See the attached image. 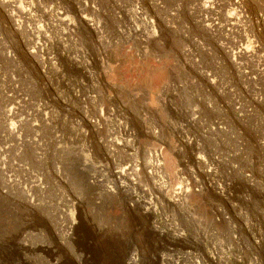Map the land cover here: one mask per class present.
<instances>
[{"label":"rangeland","instance_id":"1","mask_svg":"<svg viewBox=\"0 0 264 264\" xmlns=\"http://www.w3.org/2000/svg\"><path fill=\"white\" fill-rule=\"evenodd\" d=\"M130 258L264 264V0H0V264Z\"/></svg>","mask_w":264,"mask_h":264},{"label":"bare ground","instance_id":"2","mask_svg":"<svg viewBox=\"0 0 264 264\" xmlns=\"http://www.w3.org/2000/svg\"><path fill=\"white\" fill-rule=\"evenodd\" d=\"M18 9L21 10L22 13L24 12L22 7H19ZM134 263H135V260L133 258H130L128 264H134Z\"/></svg>","mask_w":264,"mask_h":264}]
</instances>
